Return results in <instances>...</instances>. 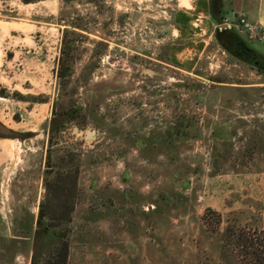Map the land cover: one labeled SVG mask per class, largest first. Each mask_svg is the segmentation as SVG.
Returning <instances> with one entry per match:
<instances>
[{"label":"rangeland","instance_id":"obj_1","mask_svg":"<svg viewBox=\"0 0 264 264\" xmlns=\"http://www.w3.org/2000/svg\"><path fill=\"white\" fill-rule=\"evenodd\" d=\"M219 26L207 0H0V122L22 134L0 137V264L56 246L41 203L72 206L67 264H224L226 227L264 229V74Z\"/></svg>","mask_w":264,"mask_h":264},{"label":"trees","instance_id":"obj_2","mask_svg":"<svg viewBox=\"0 0 264 264\" xmlns=\"http://www.w3.org/2000/svg\"><path fill=\"white\" fill-rule=\"evenodd\" d=\"M215 39L218 45L229 56L241 63L252 66L257 72L264 74V55L252 48L234 29L217 30ZM58 66V78L69 75L70 65L68 60L61 58ZM74 114L75 109H68L58 115L53 114V117L50 119L52 131L57 129V125L63 121L71 120ZM59 120L61 121L60 123H55ZM49 156L47 157V161L50 160ZM55 179L60 180L59 176ZM66 192L57 183L56 189L53 190L56 201H59L60 197ZM71 211V205L54 204V206L48 207L44 203L40 204L33 237L37 239L44 233L46 234L47 231L56 229H59V231L55 232L57 244L52 250L41 254L36 252V249H33L31 264H67L68 242L66 236L68 234L67 226L70 222ZM45 217L48 218V223H44ZM222 240L224 243L221 247V258L224 264H236L233 260L231 261V258L235 257V252L234 254L232 253L234 250H237L236 256L239 257L238 264H264V229H253L245 232L243 230L236 231L228 226L224 230Z\"/></svg>","mask_w":264,"mask_h":264},{"label":"crops","instance_id":"obj_3","mask_svg":"<svg viewBox=\"0 0 264 264\" xmlns=\"http://www.w3.org/2000/svg\"><path fill=\"white\" fill-rule=\"evenodd\" d=\"M218 12L219 23H235L239 16H243L249 23L259 29L257 39L246 35L245 41L256 51L264 55V0H213ZM210 0H207V5Z\"/></svg>","mask_w":264,"mask_h":264},{"label":"built area","instance_id":"obj_4","mask_svg":"<svg viewBox=\"0 0 264 264\" xmlns=\"http://www.w3.org/2000/svg\"><path fill=\"white\" fill-rule=\"evenodd\" d=\"M226 27H230L229 24L226 22L224 23ZM233 28H235L238 32H243L245 33L248 37L255 38V34L257 33L258 38L259 34V29L255 25L249 23L243 16L237 17L235 20V23L232 25ZM258 30V31H257Z\"/></svg>","mask_w":264,"mask_h":264},{"label":"water","instance_id":"obj_5","mask_svg":"<svg viewBox=\"0 0 264 264\" xmlns=\"http://www.w3.org/2000/svg\"><path fill=\"white\" fill-rule=\"evenodd\" d=\"M221 26H225L224 24ZM0 137L2 138H21L22 134L12 131L0 122Z\"/></svg>","mask_w":264,"mask_h":264},{"label":"flooded vegetation","instance_id":"obj_6","mask_svg":"<svg viewBox=\"0 0 264 264\" xmlns=\"http://www.w3.org/2000/svg\"><path fill=\"white\" fill-rule=\"evenodd\" d=\"M215 2L213 0H210L209 4H208V9H209V13L211 15V17L213 19H216V20H219V15H218V12L216 10V7H215ZM224 23H222L221 25H223ZM221 29H232L231 27H226V26H219L218 27V30H221Z\"/></svg>","mask_w":264,"mask_h":264}]
</instances>
